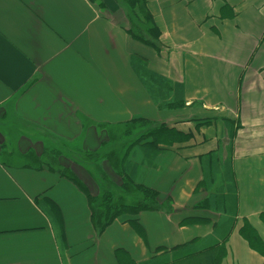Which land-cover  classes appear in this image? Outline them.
<instances>
[{"label": "crops", "instance_id": "1", "mask_svg": "<svg viewBox=\"0 0 264 264\" xmlns=\"http://www.w3.org/2000/svg\"><path fill=\"white\" fill-rule=\"evenodd\" d=\"M145 1L154 46L129 33L121 0H0V264H118V251L157 263L228 218L221 264H264L240 232L249 224L264 245V0ZM134 57L184 87L182 108L151 100ZM161 125L179 135L155 151L142 137ZM129 126L142 130L125 152L136 183L169 203L98 234L62 173L100 197L73 158L106 159L112 133L133 136ZM221 196H235L232 213Z\"/></svg>", "mask_w": 264, "mask_h": 264}, {"label": "trees", "instance_id": "2", "mask_svg": "<svg viewBox=\"0 0 264 264\" xmlns=\"http://www.w3.org/2000/svg\"><path fill=\"white\" fill-rule=\"evenodd\" d=\"M124 1L134 13L135 19L137 20L135 30H131L129 33L134 39L154 46V42L160 37V32L154 24L153 16L148 11L146 1ZM128 18L131 22L133 20L132 14H130ZM148 37H150L149 40ZM132 65L136 73L141 77L151 100L161 109H177L179 108V104L184 106V87L182 85L169 82L166 78L148 70L146 62L142 58L134 57ZM139 123L142 122L140 121ZM178 135L179 133L173 129H168L165 125H161L152 130L146 136L142 137V139L146 140L147 138H150L152 140V145L149 147L152 150L155 149L156 151L163 141L166 144L172 145ZM142 139H140V142ZM128 155L129 150L120 164L122 177V181L119 186L121 189L120 195H122V193H124L123 195L129 194L133 189L139 195H142L144 202L141 201L132 205L123 203L122 200L118 201L115 199L114 191L111 189H108V191L101 194L100 197H94L91 195L87 186L73 173L69 170H64L62 173L66 179L76 185V187L86 196L92 213V224L98 234H102L116 219L122 216H136L144 211H153L158 209L157 205L159 204V194L136 183V172L134 167H132L131 163L127 160ZM228 167H230V163H228ZM210 172V176L212 177V173H214L213 162L210 166ZM207 182L210 183L209 178L207 179ZM233 192L235 193L234 189ZM233 197L235 199V196ZM234 199L231 196L227 198H222L221 196V199L219 198L216 200V205L232 213L231 211L233 210ZM51 205L54 211L57 212V207L53 204ZM261 220L264 223V215L261 216ZM231 222V218L226 219V221L222 224L219 233H216V237L213 239H206L204 241L195 240L191 244L180 246L171 251H166L161 257L162 259L160 262L152 264H221L227 255V231L232 224ZM131 223L136 228L138 233L142 235L143 232L138 222L134 220L131 221ZM240 232L254 248L258 249L264 255V245L256 236V233H254V230H252L249 224L246 223ZM117 255L119 258L118 264H137L125 251H118Z\"/></svg>", "mask_w": 264, "mask_h": 264}, {"label": "rangeland", "instance_id": "3", "mask_svg": "<svg viewBox=\"0 0 264 264\" xmlns=\"http://www.w3.org/2000/svg\"><path fill=\"white\" fill-rule=\"evenodd\" d=\"M120 4L118 5L119 9L124 8L126 10H129L128 17L130 16V14H132L133 20L130 22L132 24L129 23V28H132V30H135V24H137L136 23L137 20L135 19L134 13L130 10V8L128 7V5L125 3L124 0H121ZM140 21H138V22H140ZM137 33H138V30H137ZM154 90H156V89H154ZM178 107L182 108V104H179ZM165 108H167V107H165ZM123 131L126 132L125 129H122L120 131H117V132H119L118 135H113V133H112L113 138L111 141V145H112L111 150L112 149L113 150L110 152V154L107 153L106 159L104 158V155H101V156L93 157L92 159H90L88 161L84 160V158H77V157H75L76 159L73 158V160L76 161V164H79L80 166H82L84 168L83 171L86 172V174L90 177V179L92 181H95V183L98 184V186H100L101 194L108 191V189H111L114 191V195H115L116 200H118V201L122 200L123 203L132 205V204H135V203H138L141 201L144 202V200H143L142 195L141 194L139 195L133 189H132L131 193H129V194L123 195L124 193H122V195H120L121 189L119 188V185H120L119 183H120V181H122L120 164L124 158V154L126 152V149L129 147L132 140H134V138L135 139L137 138L134 135H136V133H138V132H142V130L140 128L138 129L136 127H130V126L127 127L128 135L132 131H136V132H134L133 136L129 135V137H127L125 135V133H123ZM123 137H124V139H123ZM48 157H51V155H48ZM49 159H53V158H49ZM53 160H55V159H53ZM86 162H89V164H92L93 167L88 168V165L86 164ZM54 163H56V162H53V164ZM86 165H87V168H85ZM115 165H117V166H115ZM103 166L106 169H103ZM57 167H58V169H60L59 166H57ZM109 167L114 171L112 174L109 171L110 170ZM108 172H109V174H108ZM109 175H111L112 178H110ZM109 181H111V184L109 183ZM108 184H110V185H108ZM164 201H162L163 204L157 205V207H158L157 210H153V211H160L161 208H163V207L165 208L168 205L169 201L168 200H166L165 202Z\"/></svg>", "mask_w": 264, "mask_h": 264}]
</instances>
